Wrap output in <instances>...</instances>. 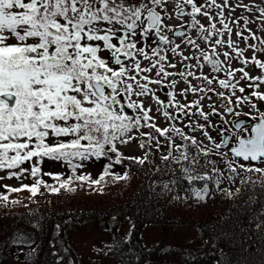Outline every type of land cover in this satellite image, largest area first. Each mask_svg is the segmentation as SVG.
I'll list each match as a JSON object with an SVG mask.
<instances>
[{"label":"snow or ice","instance_id":"snow-or-ice-1","mask_svg":"<svg viewBox=\"0 0 264 264\" xmlns=\"http://www.w3.org/2000/svg\"><path fill=\"white\" fill-rule=\"evenodd\" d=\"M260 3L264 4V0H260ZM185 5L190 6L191 10L186 12ZM174 7L177 20L190 17L191 27L200 33L203 41L212 44L211 38L219 37L214 41L211 54L200 50V45L191 37L186 43L197 49L200 55L189 57L182 51L177 52L181 45H173V41L164 32L172 31L181 38L185 36V32L175 31L166 22L172 18L167 15L168 0H0V170L9 171L7 179L20 180L27 174L33 180L31 185L21 183L20 187L3 185L6 193L27 191L30 199L43 195L41 189L52 195H60L62 191L74 193L77 189L73 184L79 182L89 188L95 187L97 192L103 194V188L100 186L106 183L107 177L117 182L126 181L130 179L129 174H114L111 171L113 165L110 163L99 178L93 180L90 175L76 174L77 170L83 167L80 162L91 158L99 160L109 157V153H112L116 157L115 164H123L125 160H129L143 166L148 162L147 151L141 156H124L119 149V145H128L134 140L140 149H155L159 152L162 146L159 138H165L164 146L169 148L168 154L161 157L165 166L172 161L176 164L188 162L193 166L199 163L197 156L190 160L187 145L181 150L182 146L176 144L172 134L184 141H190L195 147H199L198 141L175 125L163 128L158 126L154 122L155 117L150 115L152 108H146L143 101L133 97L154 99L156 104L161 106L158 110H162L166 119H173L169 108H177L184 115L188 114L187 109H200L199 116L207 122L209 114L201 107L202 98L185 106L177 101L176 93H170L171 100L165 103L156 96L149 85H160L164 79L178 74L188 84L180 93L184 96L188 92L196 94L215 91L211 88L192 86L188 77H195L207 85H212L217 78H209L208 75L196 76L192 71H168V68L175 69L177 64L168 61L167 55L162 54L164 48L160 45H173L171 51L183 60L194 58L199 61L202 57L211 65V71L214 73L224 71L228 77L235 78L238 71L242 73V79L252 82L248 85L250 88H258L257 81L264 84V76L252 77L244 68L233 71L230 67L221 66L223 62L219 59L216 46L226 43L227 48L235 52L237 57H243L245 52L244 49L235 48L230 38L233 29L226 22L224 11L234 12L235 8L229 0H223L222 3L206 0V3L200 5L197 0H183L182 3L177 0ZM235 7L250 13L255 9L259 13L257 19L261 22V31L264 32V7L258 4L249 5L242 0ZM208 8L219 11L216 16H212L207 11ZM198 16L207 18L210 28H206ZM217 17L222 30L217 28L216 22H212L216 21ZM240 20L244 21L245 26L253 22L250 18L241 16L234 23L239 26ZM248 31L250 35L247 37L243 31L236 35L245 42L258 40L259 44H249L248 47L257 52H264V39L251 33L250 29ZM226 33L229 34L227 40L224 39ZM153 36L158 38L155 46L146 43ZM149 48L151 55L146 50ZM102 52L109 55L104 57ZM222 55L225 58L230 57L228 51H224ZM142 61L149 63L142 66ZM243 63H252L264 70V61L255 57L251 61L245 59ZM190 67L185 65V68ZM197 67L203 68L204 65L198 63ZM154 70L158 79H152L148 75ZM172 84L175 87L176 81ZM218 84L221 89L232 90L231 96H225L219 91L217 95L227 101L224 106L226 111L233 113L234 108L228 105L233 104L232 97L236 95L238 83H232L230 79H218ZM106 89L110 90V94H106ZM238 90L240 93L245 92L244 87H239ZM122 97L127 98L126 105L122 102ZM252 97L264 102V92L256 90L236 98L235 103L248 104L259 113L260 110L257 104L252 102ZM125 107L136 115L128 114ZM211 114L219 115L214 107ZM252 119H258L259 122L252 127L251 135L247 139L238 138L237 146L231 149L237 159L229 160L227 167L233 174H236L238 169L257 174L260 177L259 184L264 188V167L239 163V158H242L243 161L264 164V113H260L258 117L253 116ZM234 126L241 128L239 123ZM134 132L136 135H133ZM203 135L207 140L213 141L208 131H204ZM50 138H55V142L49 143ZM62 138L70 139L65 141ZM221 148L222 144L213 142L212 151L223 157L227 153L216 151ZM173 150L179 155L173 156ZM200 151L205 156L209 154L207 148ZM45 158L63 161L71 168L72 175L65 179L61 174L43 172ZM26 163L29 168L23 167ZM183 172L189 183L213 179L206 174H193L192 167L183 168ZM43 176L51 177L56 183H47ZM2 179L5 177H0V180ZM248 181L257 183L251 180V176ZM215 184L219 188V177L215 179ZM163 188L168 189L169 185L165 183ZM208 191L205 185L202 189L194 190V195L199 201L205 202ZM225 194L229 197L233 195L227 190ZM21 203L19 200H10L8 194L0 193V206L4 208ZM35 243L31 234L17 226L5 239L4 244L0 245V251L6 252L9 244L27 245L26 252L23 248L17 249L15 260L20 261L19 253H23V264H45L42 259L43 249L39 245L32 247ZM53 251L58 253V262L68 264V260L59 254L60 250L55 241L49 239L48 254L51 255ZM169 254L176 257L184 255L183 252ZM0 264H7V261H0ZM172 264H194V258L176 259Z\"/></svg>","mask_w":264,"mask_h":264},{"label":"trees","instance_id":"trees-1","mask_svg":"<svg viewBox=\"0 0 264 264\" xmlns=\"http://www.w3.org/2000/svg\"><path fill=\"white\" fill-rule=\"evenodd\" d=\"M185 10L187 12L191 8ZM150 38L152 44L158 40L154 36ZM249 93L245 92L243 96ZM236 98L238 97H232L233 104L228 105L229 107H242L243 104L235 103ZM223 101L227 103L226 100ZM129 114L136 115L134 112ZM184 133L195 139L193 135ZM184 145H187L190 160L197 156L199 163L193 166L188 162L176 164L172 161L165 166L161 157L167 155L169 150L164 151L161 147L159 152L155 149L145 150L148 162L143 166L129 160H125L123 164H115L116 157L111 153L108 159L103 160L101 171L93 174L81 172L88 160L82 162L83 167L76 174L90 175L93 180L98 179L110 163L114 174H129L130 179L126 181L117 182L107 177L106 183L100 186L103 194L97 192L95 187L89 188L88 185L77 182L73 184L77 189L74 193L62 191L60 195H52L41 189L43 195L30 199L27 191L6 193L0 183V193L8 194L10 200L22 201L16 206H0V245L12 234L13 228L19 226L35 240L32 247L39 245L43 249L42 259L45 264H63L56 260L58 253L53 251L51 255L48 254L49 239L55 241L59 254L68 260V264H82L70 233L91 222H97L106 239L100 246L96 245V252L112 257L117 264H172L176 259L193 258L194 264H264V188L257 181L260 177L246 172L247 174H243L246 179H241L237 189L217 188L216 163L211 159L214 155L209 152L205 156L200 147L192 146L190 141L184 140L181 150ZM177 155L179 153L173 150V156ZM60 162L65 165L62 173H58L56 161L47 165L43 162L42 171L69 178L72 175L71 168L63 161H59V166ZM250 164L251 167H256L252 162ZM185 167H192L193 174H206L213 179L189 183L183 172ZM249 176L257 183L248 181ZM42 178L49 184L56 183L49 176ZM20 183L31 185L33 180L30 178V181L24 182L20 179ZM165 183L169 185L168 189L163 188ZM205 185L209 191L206 201L202 202L195 197L194 190L202 189ZM20 186L21 184L10 187ZM225 190L231 191L232 197L227 196ZM160 227L177 230L189 227L195 234L182 246L163 241L149 244L145 233ZM19 248H23L25 252L28 250L27 245H7L6 252L0 251V261L23 264V253H19L20 261L14 258ZM170 252H183L184 255L176 257L170 255Z\"/></svg>","mask_w":264,"mask_h":264},{"label":"rangeland","instance_id":"rangeland-1","mask_svg":"<svg viewBox=\"0 0 264 264\" xmlns=\"http://www.w3.org/2000/svg\"><path fill=\"white\" fill-rule=\"evenodd\" d=\"M177 0H168V8L169 11L167 15H170L172 18L170 20H167L169 26L177 27L178 29H185L186 35L183 38H175L174 32L172 31H165V34L170 37V39L173 41L174 44H180L181 48L177 49V52L182 51L185 56L193 57L199 56L200 52L193 48L191 45L187 44L186 41L189 37L192 39H195L197 43L200 45V50H203L205 52H208L211 54V48L214 46L215 39L219 37H212V44H209L205 41H203L200 38V33L191 27V18L185 17L184 19L177 20L175 16V3ZM182 3L183 0H180ZM223 0H217V3H222ZM241 0H229V3L232 5V7L235 8V11H229L225 10L224 15L226 17V22L230 24V27H232L233 31L230 34V38L234 42V47L237 49H244V56L243 57H237L235 52H232L231 49L227 48V44L217 47V52L219 53V59L223 62L222 67L224 68H231L233 71L239 68H244L245 71H247L250 76L256 77V76H264V70H261L257 68L254 64L249 63L248 65H245L243 63V60L255 57L256 59H260L264 61V52H257L252 48H249L248 45H257L259 44L258 40H247L245 42L241 37L237 36L236 33L243 31L244 36L247 37L250 35L249 29L251 30V33H254L256 36H259L261 39H264V32L261 31V22L257 19L259 16V13L257 11H254L252 13L247 12L243 8H237L235 7L236 4L240 3ZM243 3L249 4V5H259L264 7V4L260 3V0H242ZM198 5L206 3V0H197ZM185 8L189 9L190 6L185 5ZM207 11H209L210 15L216 16L218 9L215 8H208ZM165 13L162 11V15ZM241 16L250 18L253 22L245 26L244 21L240 20L239 26H237L234 21H236ZM202 24L206 28H210V22L207 18L198 16L197 17ZM219 17H217L216 22L217 28L222 30V25L218 23ZM229 38V34H225L224 39L227 40ZM139 39V38H138ZM152 38H149L146 42L149 45L155 46V44H152ZM173 45H167L163 46L164 52L162 54L167 55L168 61L171 63L177 64V67L175 69L168 68L167 70L173 73H179L182 71H192L196 74V76L201 75H208L209 78L216 77L217 79L214 81L212 85H207L206 82L202 80H197L195 77H188V81H190L191 85L198 88H211L215 91H205V92H198L196 94H193L191 92H188L186 95L182 96L180 95L183 90L188 87V84L181 79V77L177 75H173L168 77L167 79L163 80V83L160 85H149V87L155 92L156 96H158L161 100H163L165 103L169 102L171 100L170 93H176L177 95V101L180 104H183L185 106L193 103L197 99L202 98L201 107L203 108L204 112L206 114H209V120L205 122L200 116H199V110L200 109H187L188 114L184 115L180 113V110L177 108H169L168 111L172 114L173 119L169 120L163 117L162 110H158L161 108L160 105L156 104V101L154 99H150L149 97H133L135 100H140L145 103L146 108H152V112L150 115H153L155 117L154 122L157 123L160 127H171L175 125L176 127H180L184 132L187 134L193 135L195 139L199 143L200 149L207 148L208 152H211L214 155V158H211L214 160V163H216V177H219L221 180L220 187L223 188H232L237 189L240 187L241 179H246L244 177V173L247 174L245 171L242 172L238 169V172L236 174H233L228 170L227 162L229 160L234 159L231 154V149L236 147L238 144V138H248L251 135V129L254 123H258V119L253 120L252 117H258L260 113H264V104L261 101H257L255 97H252V102L257 104V107L259 108L260 112L258 113L255 109L251 108L248 104H243L241 108L237 109L234 108L233 113H228L226 111V108L224 107L226 103L223 101V99L217 95V91L223 92L224 94L231 95L232 90L231 89H221L218 84V79H228L229 77L226 75L224 71L219 73H214L211 71V65H208L206 61L203 60L201 57L199 61L196 59H189V60H183L181 56L173 53L171 51V48ZM149 51V54L151 55V50L146 49ZM224 51H228L230 53L229 58L223 57L222 53ZM102 56L107 57L109 54L107 52H102ZM122 59H124L122 57ZM155 59V58H154ZM142 60V58H141ZM111 64V61H109ZM148 61H142V66L148 65ZM167 65V61L165 62ZM203 64V68L197 67V64ZM185 65H190V68H185ZM150 78L152 79H158L159 77H156L155 70L153 73L148 74ZM242 73L236 72L235 78H229L232 83H238L239 87H244L245 92H251L253 90H259L261 92H264V84H260L258 81L256 82L259 87H249L248 85L252 83L251 81H246L241 78ZM176 81L175 87H173L172 82ZM143 82V81H142ZM236 90V95L233 97H239L240 95H245L244 93H240L239 90ZM122 102L126 105L127 104V98L122 97ZM125 100V101H124ZM216 109V112L219 113V115L211 114L212 108ZM176 109V110H175ZM127 107H125V111L128 113ZM179 110V111H178ZM240 110V111H239ZM193 113H195L193 115ZM236 113H240V115H236ZM249 115H245V114ZM129 114V113H128ZM241 118H249L251 119V122L245 126H242L241 128L236 129L234 127V123ZM188 125H192V127H189ZM197 125H203V128L197 127ZM213 128H212V127ZM219 127H222V130L219 129ZM142 131H148L147 129H142ZM208 131L209 135L213 137V141L207 140L203 132ZM224 133H229L231 135L230 142L227 147H222L221 149H218L216 151L227 153L225 156L217 155L216 152L212 151L213 149V142L215 143H222L223 142V136ZM133 135H136L134 132ZM175 136L174 134H172ZM65 141H67L70 138H62ZM176 144L182 145V140L178 137H174ZM55 138H50L49 143H54ZM86 143V142H85ZM165 139H161V148L166 151L169 150L168 147L165 145ZM120 151L127 155V156H141L145 154V150L140 149L137 146V142L134 140L128 145H119ZM109 156H111V153H109ZM108 159V157L101 158L99 160L95 158H91L88 161H86L85 168L83 167V171L81 172H92L93 174H98L101 169L103 168L102 162L103 160ZM53 162V160H49L45 158L44 164L47 165L49 163ZM84 162V161H83ZM252 161H243L239 159V163H243L245 165H250ZM61 163V162H60ZM82 163V162H80ZM256 163V164H255ZM252 164L260 167H264V164H260L259 162H252ZM56 166L59 169L58 173H62L65 170V165L61 163L59 166V161H56ZM23 167L29 168V164H24ZM18 171V170H17ZM8 170H0V177H7L9 175ZM21 180L24 182L30 181V177L25 174V176L21 177ZM259 181V180H257ZM0 183L3 185L8 186H18L20 183V180H16L15 178L7 180L2 179L0 180ZM71 234V240L73 241V245L76 248V250L79 252L81 258H82V264H117L115 260L105 254H99L96 252V245H101L102 241L106 239V236L102 233V231L99 229V226L97 222H91L90 224H87L86 226L82 227L81 229L77 230L76 232L73 231ZM194 230L189 227H182L180 229H168V228H155L153 230H149L145 233V237L147 242L150 243H156L159 241H163L165 243L176 244V245H185V241L187 242L188 239H190L191 236H193ZM190 241V240H189Z\"/></svg>","mask_w":264,"mask_h":264},{"label":"water","instance_id":"water-1","mask_svg":"<svg viewBox=\"0 0 264 264\" xmlns=\"http://www.w3.org/2000/svg\"><path fill=\"white\" fill-rule=\"evenodd\" d=\"M180 31V30H179ZM176 36V35H175ZM176 37H178V36H176ZM106 94H110V90L109 89H106ZM251 122V120L250 119H248V118H241V119H238L235 123H234V125H236L237 123H239L240 125H241V127L242 126H245V125H247V124H249ZM256 124V123H255ZM254 124V125H255ZM253 125V126H254ZM252 126V127H253ZM222 127H220L219 129H221ZM236 129H239V128H237V127H235ZM230 139H231V135L229 134V133H224V136H223V142L221 143L222 144V147H227L228 146V144H229V142H230ZM244 139H247V138H244ZM232 153V152H231ZM233 155V154H232ZM240 159H242V158H240ZM252 162H256V161H252Z\"/></svg>","mask_w":264,"mask_h":264}]
</instances>
